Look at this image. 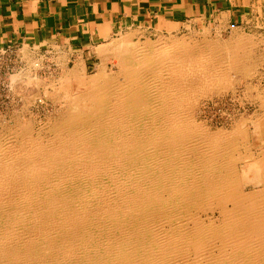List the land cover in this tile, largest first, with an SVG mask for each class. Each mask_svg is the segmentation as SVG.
Returning <instances> with one entry per match:
<instances>
[{
  "label": "bare ground",
  "instance_id": "bare-ground-1",
  "mask_svg": "<svg viewBox=\"0 0 264 264\" xmlns=\"http://www.w3.org/2000/svg\"><path fill=\"white\" fill-rule=\"evenodd\" d=\"M135 34L100 49L117 71L103 62L84 77L80 65L54 84L49 97L63 106L53 122L23 120L0 134V264H172V249L199 256L216 232L201 209L220 211L223 237L264 232V147L248 164L257 189L246 192L227 159L241 129L211 131L194 117L202 98L229 89L239 58L188 37L135 42ZM26 71L10 78L13 89L44 85ZM254 125L264 141V116ZM178 191L196 208L172 210ZM235 242L232 261L264 264Z\"/></svg>",
  "mask_w": 264,
  "mask_h": 264
},
{
  "label": "crops",
  "instance_id": "crops-1",
  "mask_svg": "<svg viewBox=\"0 0 264 264\" xmlns=\"http://www.w3.org/2000/svg\"><path fill=\"white\" fill-rule=\"evenodd\" d=\"M259 9L264 0H0V51L11 49L17 66L42 59L57 70L91 72L111 61L100 49L122 36L136 33L137 42L204 26L222 33Z\"/></svg>",
  "mask_w": 264,
  "mask_h": 264
},
{
  "label": "rangeland",
  "instance_id": "rangeland-1",
  "mask_svg": "<svg viewBox=\"0 0 264 264\" xmlns=\"http://www.w3.org/2000/svg\"><path fill=\"white\" fill-rule=\"evenodd\" d=\"M203 28L201 27L199 29L203 30ZM208 28L209 29H205L202 32L198 29L196 32L192 33V35H185L186 32L184 34L182 31L179 35H172V40L188 37V43L191 46H195L196 42L197 45H199L198 43L206 42L218 48L221 47L219 49L223 50L222 54L224 56L227 55V52H231V55H235L239 58V63L237 62L236 68L232 73L230 72L231 74H228V78L232 81V85L229 89L222 90L224 92H213L202 98L200 104L194 111V117H196L195 120L197 119V123L203 124L205 127L207 125L208 129L211 131L226 130V132H232L235 129H241L239 131H241L242 135H236V148L230 152V156H228L227 159L234 160L238 163L237 166L240 171L239 175L245 177V191L250 192L257 189L252 180L257 172L254 170L249 171L250 167L248 164L255 158L260 157L253 155L257 151L261 152V147H264V141L254 132V123H256L260 117L264 116V12H256L252 21L233 25L231 29L229 28L222 33L217 31L216 26H210ZM154 39L155 38H153V40ZM227 49L230 51H226ZM113 62L114 61H110L109 69L117 71L118 69L115 68L116 66L113 65ZM65 68L57 70L52 64L48 65L47 63H44V60L42 59H30L25 66H17V68L14 69L15 71L13 70L14 72L11 74L10 78L19 72L29 70L33 76L43 80L45 83L39 88H37L36 85L35 87L34 85L27 86L21 84L20 87L17 86V88L13 89V86H11L13 81L10 79L11 89L9 88L7 93L9 100L2 101L0 104V134H3V137L7 135L10 127H16L20 121L24 120L31 122L35 127L42 128V125L47 124L49 120L50 122H53L58 117L59 109L63 106V103L54 102L50 97H54L52 95L55 90L54 84L56 85V88H58V81L64 78L66 72L71 71L70 69ZM94 71L85 72L84 77L92 76ZM33 95L45 98L47 102L45 101V104H41L31 98L27 99V97ZM2 107L3 109H1ZM251 154L252 156L249 157ZM177 158L178 157L175 155V158H173L175 159L174 162H176ZM176 165L181 166L182 161H178ZM244 170L247 172H244ZM172 176L185 175L174 171ZM189 207L196 208L193 205H187L183 202L181 192L175 194L172 193V210H183ZM227 208L231 209L232 204L228 203ZM199 211L201 213H198ZM199 211L196 212L194 210L192 213L193 215L194 213L195 215L198 213V216L201 214L200 217L205 220V224L215 222L212 230L218 232L219 227L217 226H220L221 219H224L221 218L220 211L209 209L207 211L208 213L205 214L203 209ZM186 215L177 216V218L183 221ZM191 227L192 224L190 225V228ZM216 232H208L206 233L208 235L203 237V239H208V241L205 239V241L203 240V250L199 256L193 254L185 256L178 252L174 253L175 251L172 249V264H219L224 260H226L225 264H241L242 261H240L241 263H238L239 261L234 262L231 260L232 250L234 249V245H236L235 241L237 240H241L249 246V255L264 259V245H262L264 243V236H262L264 235V232L260 234H240L239 231L237 232L234 228L233 232L227 230L224 235L225 237ZM226 237L229 238L227 239ZM244 239L246 241H244ZM215 242L216 244H214ZM219 243L220 246H218ZM224 243L229 244L226 245ZM250 247H253L254 249ZM206 248L208 250H206ZM256 248L259 249L260 252L259 250L256 251ZM177 256L181 257L178 258ZM180 259L182 262H180Z\"/></svg>",
  "mask_w": 264,
  "mask_h": 264
},
{
  "label": "built area",
  "instance_id": "built-area-1",
  "mask_svg": "<svg viewBox=\"0 0 264 264\" xmlns=\"http://www.w3.org/2000/svg\"><path fill=\"white\" fill-rule=\"evenodd\" d=\"M12 55L13 51L11 49L0 51V104L2 101L9 100L7 93L9 90L10 76L15 71L14 69L17 68V65L10 62V56Z\"/></svg>",
  "mask_w": 264,
  "mask_h": 264
}]
</instances>
